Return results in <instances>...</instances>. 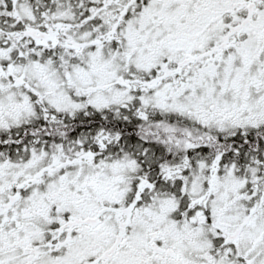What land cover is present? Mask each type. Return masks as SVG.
<instances>
[{
	"label": "snow or ice",
	"instance_id": "1",
	"mask_svg": "<svg viewBox=\"0 0 264 264\" xmlns=\"http://www.w3.org/2000/svg\"><path fill=\"white\" fill-rule=\"evenodd\" d=\"M0 264H264V0H0Z\"/></svg>",
	"mask_w": 264,
	"mask_h": 264
}]
</instances>
